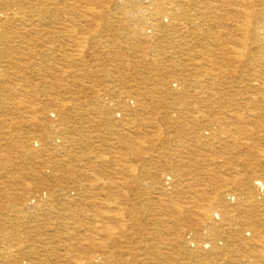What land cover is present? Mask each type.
<instances>
[{
	"label": "bare ground",
	"instance_id": "6f19581e",
	"mask_svg": "<svg viewBox=\"0 0 264 264\" xmlns=\"http://www.w3.org/2000/svg\"><path fill=\"white\" fill-rule=\"evenodd\" d=\"M0 264H264V0H0Z\"/></svg>",
	"mask_w": 264,
	"mask_h": 264
},
{
	"label": "rangeland",
	"instance_id": "374dc122",
	"mask_svg": "<svg viewBox=\"0 0 264 264\" xmlns=\"http://www.w3.org/2000/svg\"><path fill=\"white\" fill-rule=\"evenodd\" d=\"M90 63L93 64L94 62L91 60ZM102 78L105 79L104 77H102ZM105 80H106V79H105ZM113 80H114V78H108V81L111 82L110 86H111V87L114 86V87L117 89L118 86H120V84H119L118 81L114 82ZM67 84H68V85L70 84L69 86L71 87V83H67ZM106 84H107V85L101 83V84H100V88H104V87H106V89L109 88V85H108L107 82H106ZM105 152H106V151H105Z\"/></svg>",
	"mask_w": 264,
	"mask_h": 264
}]
</instances>
